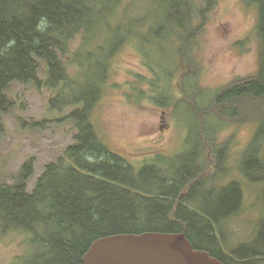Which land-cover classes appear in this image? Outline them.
Instances as JSON below:
<instances>
[{
    "label": "rangeland",
    "instance_id": "rangeland-1",
    "mask_svg": "<svg viewBox=\"0 0 264 264\" xmlns=\"http://www.w3.org/2000/svg\"><path fill=\"white\" fill-rule=\"evenodd\" d=\"M192 1L194 21L184 22V29L179 23L186 14L182 10L175 11L177 21L167 22L172 10L165 7L166 0L98 1L101 10L106 7L103 19L99 23L92 20L90 27L71 41V54L64 56L74 82L69 84L67 93L90 97L95 85L102 86V98L92 117L99 123L110 147L136 170L165 163L174 174V169L182 164L194 168L193 162L200 154L204 160L206 157L216 162L222 159L223 163L212 172L213 182L207 180L196 190L198 204L214 213L217 209L221 212L236 209L241 205L239 202L230 207L229 201L222 207L229 197L228 182L232 179L243 182L244 200L240 212L221 223L223 233L216 236L220 249L207 247L224 254H231L242 245L249 247L248 252L264 250V245L257 242L264 229L263 203L259 197L262 187L254 181L252 184L245 176L249 173L257 178L262 174L251 158L261 144L264 146V141L260 144V139L254 138L257 128L260 136L261 131L264 133V105L244 107L240 116H225L222 120L205 115L202 119L208 127L205 132L200 131L203 125L200 122L199 126L191 107L202 112L222 87L257 69L258 11L242 0H213L208 8L205 0ZM197 22L201 25L195 46L199 68L189 69L190 75H183L186 69L178 66L175 75L170 77L167 74L170 57L184 58L179 49L181 43L188 40L189 56L193 51L191 42L195 38L189 37L186 30L196 29ZM172 43L177 44V50H171ZM80 49L74 56L73 51ZM111 49H115L113 54ZM148 53L153 56L151 65L146 58ZM39 76L45 79L43 69ZM154 78L156 86L160 83L157 88L150 85ZM181 88L190 94L187 100H183L186 96ZM7 93L13 99V106L6 113L0 112V184L12 183L24 162L33 159L34 170L27 183L30 191L45 166L56 161L74 142L77 127L68 118L71 107L63 111L51 107L50 99L57 89L43 83L38 87L33 83L15 82ZM158 95L160 101L170 104L160 105L155 99ZM171 95H175L178 103L171 105ZM207 140L213 149H205ZM151 183L142 184L150 187ZM37 231L44 233L42 228ZM31 237L27 231L0 227V264H45L52 259L50 247L32 242ZM247 264H264V261Z\"/></svg>",
    "mask_w": 264,
    "mask_h": 264
},
{
    "label": "trees",
    "instance_id": "trees-1",
    "mask_svg": "<svg viewBox=\"0 0 264 264\" xmlns=\"http://www.w3.org/2000/svg\"><path fill=\"white\" fill-rule=\"evenodd\" d=\"M98 1L101 2L0 0V112L6 113L13 106V99L7 93L13 83H33L38 87L43 83L53 90L57 89V93L50 99L51 107L58 111L71 107L68 118L77 127L74 142L66 147L56 161L45 166L32 190H28L27 183L33 174V159L24 162L12 183L0 184V227L27 231L32 234V242L49 246L52 259L49 258L45 264H85L83 256L95 240L112 234L145 231L184 233L195 248L209 251L224 264H247L257 260L262 263V249L248 252L249 247L242 245L231 254H224L207 247H220L217 246L216 236L223 233L221 223L238 214L244 200L243 182L232 179L228 182L229 197L222 203V207L228 205L229 201L230 207L239 202L241 205L236 209L229 208L224 213L217 209L214 213L198 204L196 190L202 188L207 180L213 182L212 172L223 163L222 159L216 162L206 157L204 160L203 154H200L193 162L194 168L182 164L174 169V174H171L165 163L145 165L136 170L121 153L110 147L102 136L99 123L92 117L102 98V86L95 85L90 97L67 93L69 84L74 82L64 56L71 54V41L88 29L92 20L99 23L103 19L102 13L106 7L101 10ZM242 1L255 6L258 11V67L253 73L237 77L222 87L214 95L211 101L213 104L210 103L202 112L196 111L195 106L191 105L196 121H199V126L201 123L203 125L201 132L208 128L202 121L205 115L219 119L225 116L237 117L244 107L264 105V0ZM166 2L167 10H172L167 18L168 23V20L177 21L175 11L178 9L186 13L179 19L183 29L184 22L194 21L190 7L192 0ZM212 2L205 0L206 7H210ZM205 10L198 11L203 14ZM196 25V29L186 30L189 37L195 38L191 42L193 51L189 56V49L186 50L188 40L181 43L179 49L184 58L180 62L174 56L170 57L171 67L167 72L170 77L175 75L178 66L186 69L183 75H190L189 69L199 68L195 46L198 45L197 36L201 25L199 22ZM173 46L172 51L178 49L176 43ZM80 51H73V55ZM114 52L115 49H111L110 54ZM152 57V54L146 55L150 65ZM42 69L46 74L45 79L39 76ZM103 71H106L105 67ZM140 75L145 77L144 74ZM155 80L150 81L152 87L156 86ZM141 90L139 98L143 96ZM184 94L186 97L183 100H187L190 94ZM158 98L159 95L155 99L160 105L170 104ZM171 99V105L178 103L175 95H171ZM255 132L254 138L256 136V139H260L261 144L264 133L261 131L260 136L258 128ZM207 142L205 149H213L212 143ZM224 151L222 149L221 155ZM218 152L216 156L220 158ZM255 154L251 161L262 174L257 178H252L249 173L245 176L248 181L251 179L250 182H255L252 184L261 185L259 197L264 213L262 144ZM150 182V187L142 184ZM39 228L44 232L42 235L37 231ZM257 242L264 245V229Z\"/></svg>",
    "mask_w": 264,
    "mask_h": 264
},
{
    "label": "water",
    "instance_id": "water-1",
    "mask_svg": "<svg viewBox=\"0 0 264 264\" xmlns=\"http://www.w3.org/2000/svg\"><path fill=\"white\" fill-rule=\"evenodd\" d=\"M83 260L85 264H224L209 251L195 248L184 233L161 231L101 237Z\"/></svg>",
    "mask_w": 264,
    "mask_h": 264
}]
</instances>
